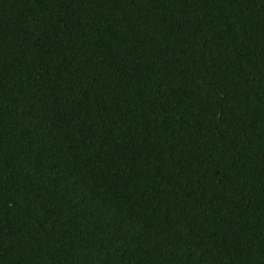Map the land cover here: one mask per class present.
Returning a JSON list of instances; mask_svg holds the SVG:
<instances>
[{
  "label": "trees",
  "instance_id": "trees-1",
  "mask_svg": "<svg viewBox=\"0 0 264 264\" xmlns=\"http://www.w3.org/2000/svg\"><path fill=\"white\" fill-rule=\"evenodd\" d=\"M0 264H264V0H0Z\"/></svg>",
  "mask_w": 264,
  "mask_h": 264
}]
</instances>
